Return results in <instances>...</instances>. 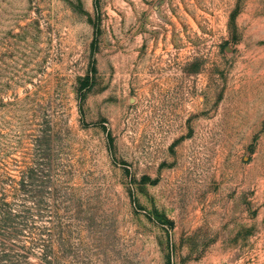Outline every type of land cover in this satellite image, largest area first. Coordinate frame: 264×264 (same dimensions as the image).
<instances>
[{"label": "rangeland", "instance_id": "374dc122", "mask_svg": "<svg viewBox=\"0 0 264 264\" xmlns=\"http://www.w3.org/2000/svg\"><path fill=\"white\" fill-rule=\"evenodd\" d=\"M0 264H264V0H0Z\"/></svg>", "mask_w": 264, "mask_h": 264}]
</instances>
